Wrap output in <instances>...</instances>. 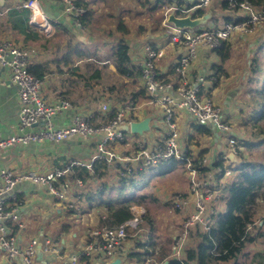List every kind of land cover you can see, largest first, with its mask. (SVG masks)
I'll list each match as a JSON object with an SVG mask.
<instances>
[{
	"label": "built area",
	"instance_id": "1",
	"mask_svg": "<svg viewBox=\"0 0 264 264\" xmlns=\"http://www.w3.org/2000/svg\"><path fill=\"white\" fill-rule=\"evenodd\" d=\"M167 3L162 29L168 46L182 49L174 64L175 79H166L159 71L157 63L166 56L165 46L148 45L145 60L141 67L142 80L147 92V104L158 106L165 120L164 134L154 136L151 130L142 135L134 134L130 126L138 122L133 112L137 108L134 102L115 105L113 99L99 100L91 114H77L73 123L67 127H58L54 117L73 107L72 103L61 98L55 103L43 97L45 79L36 77L29 71L33 65L35 52L19 47L11 40L0 41V64L10 71L11 81L16 85L19 97V125L15 133L0 140V151L16 146L41 144L43 142L61 143L77 137L95 140V152L88 161L66 159L46 172L31 170L17 173L9 168H0V249L6 255L9 264H37L39 253H55L61 258L55 242L44 238L29 240L25 245L20 242L17 231L23 228L20 210L11 206L13 191L19 183L32 182L45 187L48 193L73 215H81L88 183L81 177V171L87 169L96 174V165L105 164L117 170L115 180L139 178L146 170L154 169L160 173L165 164L175 162L176 169L168 173H180L186 177V191L174 194L173 210L183 216V221L173 237L169 259L183 261L192 235L209 231L213 218L224 210V189L235 179L236 169L230 168L241 154L240 136L236 127L226 117L222 105L205 94L206 78H190V68L198 60L200 51H220L236 35H251L264 26V7L254 5L249 0H162ZM212 4L223 10L226 17L234 21H224L220 25H211L189 30L177 29L165 23L172 10L180 17L197 10H204ZM223 4L227 8L222 9ZM64 16L74 20L81 27L80 18L87 10L78 7L72 0H64ZM23 7L30 12L29 22L46 36L54 33L60 22L48 17L39 0H27ZM41 16L40 23L36 17ZM217 20V19H216ZM214 22V21H213ZM115 103V104H114ZM114 110L116 115L108 114ZM188 113L199 126L215 127L220 134H227L229 144L223 146V152L194 157L181 144V135L177 124L178 113ZM156 137V138H155ZM132 138V139H130ZM197 162V163H196ZM101 188V187H100ZM222 201V203H221ZM133 216L119 226H97L90 230L81 241L76 253L63 264H79L82 259H91L99 264H110L120 258L123 263L129 261L127 243L137 239L146 210L143 205L132 204ZM251 225L247 231H250ZM247 234V232H246ZM149 250L145 264H166L168 259L158 262L163 246L159 243ZM126 260V261H125Z\"/></svg>",
	"mask_w": 264,
	"mask_h": 264
},
{
	"label": "crops",
	"instance_id": "2",
	"mask_svg": "<svg viewBox=\"0 0 264 264\" xmlns=\"http://www.w3.org/2000/svg\"><path fill=\"white\" fill-rule=\"evenodd\" d=\"M26 1L27 0H0V41L11 40L21 48L33 50L36 54H34L33 64L48 65L50 73L45 77L46 88L44 89L43 97L51 103H55L61 98H66L73 105L71 109L54 117L56 126L67 127L71 125L77 114H91V112L96 109L99 100L103 101L107 98L114 99L119 97L118 91H114L111 95L108 92L113 88V85H115L113 83H116L128 89L129 96L124 97V99H128L124 102L126 105L129 104V100L135 97L136 101H133L137 106L133 112L135 118L141 121L147 117H151L152 126L157 128V132L154 133V136L158 137L164 134L163 131L165 127L162 128L159 120L156 119L157 114H160L163 118L162 111L158 106H155L158 108L157 112L152 113L148 111L145 117L142 115L139 116L138 110L144 109L150 105L146 103L147 94L146 96L144 94L145 87L142 77L138 76L136 73L138 68L141 70L145 60V53L142 54L137 52L138 45L134 39L131 40L132 43L130 44L131 49L129 56L132 65L136 67L137 71L130 77H123L118 75L114 65L113 55L108 59V57L100 51H92L90 53L84 50V45L87 44L89 46L90 44L89 38L85 37V33L89 32V30L88 28L78 27L73 19L64 16V0H39L45 14L60 22L55 26L54 33L50 37L46 36L37 27L31 25L29 22L30 12L23 7ZM86 1L89 2V8L91 9L89 19L92 24L97 18H104L105 16L110 19L116 18V14L110 9V2L107 0H99V2L95 0ZM102 2L104 5V12L100 13L101 7L99 3ZM135 6L137 7L138 5L134 3L132 9H130V13H128V9L123 10L125 13H128L129 16H134L132 19H136L138 14L135 12ZM113 7L114 9L119 8L121 10L122 6L120 3V5ZM225 18H219L214 22L212 21L211 25H220L225 21ZM121 19L125 20V17ZM155 33V31H148L145 36L148 39H155L156 41L164 38V34L158 35V33ZM57 38L63 39L57 42ZM65 42L68 45V50L62 51L63 47H65ZM262 42H264V26L251 35H236L227 42L222 50V54L217 51L219 54L218 57L224 59V61H222L223 66L220 65V62H214V58L210 57V53L202 49L198 60L190 68L191 79L199 75L206 78L207 90L205 94L209 97L216 98V102L222 105L225 115L236 127L238 135L240 138H243V140L250 137L248 133L249 130L247 132V126L244 125V120L252 112V110L248 109L252 103L251 97L247 93L249 82L252 79L250 68L251 59L254 57L257 47H259ZM53 43H55V47L57 48L54 50V57L49 58L42 50L47 48L46 45H53ZM233 43L236 46H241L239 54L236 56H232L233 54H231ZM152 45L156 46L157 44L153 43ZM134 49L136 50L135 53H133ZM166 49V56L159 60L157 66L160 73L166 79L174 80V64L177 55L182 49L172 45L168 46V44L166 45ZM41 51L42 53H40ZM243 54H245V60ZM66 57L70 59V64L64 62ZM107 60H111V63L107 64ZM227 63L228 67L226 68ZM234 106L238 109L235 115L232 113V107ZM177 116L181 132H183L182 129L188 132L187 135L189 137H186L184 132L182 134L185 136V149L188 153L194 156L193 147H199L201 141L206 142V145H210L211 149H214V154L220 155L223 152V146L225 144L221 142L222 134L219 133V135H217L216 132L209 127L205 128L211 129L213 134H204L186 112H179ZM19 120V97L17 87L11 81L9 69L0 64V140L15 133L19 125ZM186 128L187 131L185 130ZM191 128L194 129L193 132L189 131ZM94 152L95 140L81 137L61 143L43 142L41 144L34 143L27 146H16L0 151V168H9L17 173H25L31 170H42V172H46L66 159L83 158L87 159L85 161H88ZM244 152L241 153L243 154ZM206 154L209 153L202 152L200 155ZM110 172L112 173L113 171ZM158 173L159 172H156L155 174L156 179L153 181V187H150V189H152L151 193H153L156 199L164 201L165 198L169 196V191L171 189L175 190L177 188H182L183 191H186V186L181 181L183 174L173 173L160 177L157 176ZM87 183L88 192L85 196L82 213L83 216L88 217V224L82 221V226L80 228H72L69 223L60 224L58 222V214H63L64 211L68 214L71 213L65 208L64 204L53 198L45 187L33 184L32 182H22L14 189L13 198H15L11 200L10 205L16 206L20 210L21 222L23 225V228L17 231L20 242L25 245L33 238H38L40 242H43V239L47 237L52 239L59 251L62 252L61 258L56 256L55 253H39L36 257L37 264H63L65 261H68L71 256L76 253L77 248L81 244L80 242L84 241L88 232L95 228V225H98L91 217L95 211H97L96 202H98L99 199H95V201L93 199H91V201L89 200L90 194H92L93 190H96L95 186L98 182L89 180ZM101 214H103L102 210L99 216ZM178 225L180 226L181 224L178 223ZM260 226L261 233L257 230L254 231H256V236L258 233L261 235V243H263L264 218L261 220ZM75 230H79L80 233ZM145 232L147 233L146 238L149 242L151 239L159 244L164 241L161 240L162 234L158 229H154V227H145ZM70 238H72V240ZM74 238L77 240L76 244L73 242ZM78 238H80L79 242ZM127 248L130 253H137L141 250L136 239L128 241ZM261 250L262 249L256 246L253 248L252 244L249 245L246 248L247 258L252 252L256 254L255 258H259ZM0 264H9L2 249H0ZM79 264L99 263L91 259H82ZM127 264L138 263L134 260H129Z\"/></svg>",
	"mask_w": 264,
	"mask_h": 264
},
{
	"label": "trees",
	"instance_id": "3",
	"mask_svg": "<svg viewBox=\"0 0 264 264\" xmlns=\"http://www.w3.org/2000/svg\"><path fill=\"white\" fill-rule=\"evenodd\" d=\"M76 6L83 7L87 10V13L80 18L81 27L89 28L91 20L89 19L91 9L89 8V2L86 0H72ZM140 9L150 8L156 10L167 3L162 0H133ZM252 4L264 7V0H249ZM226 4H223L222 9H226ZM203 10L197 11V15H202ZM226 21H234L231 16L225 18ZM217 21V20H213ZM122 34H127L122 37L113 53V61L118 72V75L123 77H130L135 74L136 67L132 65L129 52L131 49L130 44L132 41H127L126 37H130L128 34L129 28L126 27L125 22L120 24L119 29ZM221 49L219 53L222 54ZM260 52L264 51V42L259 46ZM258 51V49H257ZM256 53V52H255ZM224 56V55H222ZM64 62L70 64V59L65 58ZM260 59L254 55L251 59V74L252 82L255 87L248 89V94L251 97V103L254 105L251 114L245 118L244 125L247 126V132L249 130L250 137L248 139L241 138L240 145L244 146L251 156L250 159L243 158L242 163L236 168L237 175L235 179L227 184L224 189V210L219 212L213 218V223L209 231L199 232L197 234V240L192 244L186 251V259L183 261L169 259L170 247L162 248L160 257L157 259L158 262H163L168 259V264H239V258L244 254L245 247L252 239L246 234L249 225H253L254 213L253 208L256 206L257 198L264 196V160H258L253 158V154L260 152L264 158V71L261 72ZM264 69V67H262ZM29 71L36 77L45 79L50 73L49 67L46 64H36L29 67ZM138 68L136 72L138 76L142 77ZM256 82V83H255ZM250 83V82H249ZM111 92L117 91L113 88ZM144 94L146 96L147 92ZM135 97L132 100L133 102ZM136 101V100H135ZM135 104V103H134ZM136 105V104H135ZM116 115L115 111L112 110L109 114L108 119L113 118ZM250 127V128H249ZM204 134H213L211 129H207L203 126L198 127ZM259 150V151H258ZM197 163V162H196ZM177 164L171 162L165 164L160 168V173L157 176L164 177L171 171L176 169ZM96 174L92 175L87 169L81 171L82 179L87 182L89 180L97 181L99 184H103V187H98L92 191L89 200L99 199L102 206L103 214L98 217V226L115 227L119 226L123 222L132 218L133 213L130 209L132 204L145 205L147 201L151 199L149 192L142 193L141 195L124 200H114L111 197L102 198V193L109 189L111 192L110 181L108 178V170L105 164L96 165ZM143 173L140 177H143ZM121 186L133 185L136 181L130 178H122L117 181ZM152 192V189H150ZM154 199H152L153 201ZM157 201V199H156ZM172 205V202H171ZM72 214V212L70 211ZM146 220V218H145ZM146 224V227L152 225ZM256 225V224H255ZM170 245V242H168ZM158 243L151 242L149 246L154 249ZM140 252L129 254L130 260L136 261L138 264H145L146 257L148 254L147 244L139 243Z\"/></svg>",
	"mask_w": 264,
	"mask_h": 264
},
{
	"label": "rangeland",
	"instance_id": "4",
	"mask_svg": "<svg viewBox=\"0 0 264 264\" xmlns=\"http://www.w3.org/2000/svg\"><path fill=\"white\" fill-rule=\"evenodd\" d=\"M97 2H99V0H95ZM106 1V0H105ZM108 2H110V9L116 14L115 15V19H110L108 17L104 18H97L93 24L91 23V25L89 26L88 30L89 32L85 33V37L89 38L90 40V44L89 46L87 44H83L84 45V50L88 51V52H97L100 51L102 52V54H105L106 57H108V59H110V57L113 55L114 50L116 48V45L118 44V41L124 37L127 34H122V32H120L119 27L121 23L126 24V27L129 28L128 30V34H130V37H126L127 41H131L132 39L135 40V42L137 43V52H140L142 54L145 53L146 48L148 45L156 43L157 46H165L167 45V39L166 38H162V40H155V39H148L146 38L145 34L148 33V31L151 32H156L158 33V35L160 34H164L165 30L162 29L163 26V22L165 20V14H166V5H163V7H160L156 10L150 9V8H146V9H140L139 6H135V12H137V17L136 19H132V17L134 16H129L128 13H130V9H132L134 1L133 0H107ZM121 3V10L119 8L114 9L113 6L116 5H120ZM169 3V2H166ZM109 4V3H108ZM107 5V4H106ZM99 6L101 7V12H104V5L103 2L99 3ZM209 8V7H208ZM207 8V9H208ZM128 9V13H125L123 10ZM207 9H204L203 11H206ZM140 10V12H139ZM126 14V15H125ZM125 17V20H122L121 18ZM141 26V27H140ZM161 27V30H160ZM207 27H210L207 26ZM207 27H204V29H206ZM155 33V34H156ZM58 40H56L57 42L61 41L62 39L57 38ZM45 44V43H44ZM47 44V43H46ZM46 49L42 50L45 52L46 56H48L49 58H53L54 54H55V49L57 47H55V43L52 44H48L46 45ZM232 50H231V54H233L232 56H236L239 54V51L241 49V46H236L234 43L232 45ZM258 51L256 50V56L260 59V66L259 68L261 69V72L264 71V69L262 67H264V51L260 52L259 47H257ZM67 51L68 50V45L65 42V47H63L62 51ZM42 51L40 53H42ZM210 53V57L214 58V62H220V65L223 66L222 61H224V59L218 57V53L217 51L214 50H206ZM136 50H133V53H135ZM97 54V53H96ZM36 55V54H35ZM98 55V54H97ZM96 55V56H97ZM244 56V60H245V54H243ZM107 59V58H106ZM213 62V61H211ZM111 60H107V64H110ZM226 68L228 67V63L226 64ZM109 75V74H108ZM256 83V82H255ZM115 85L114 88L117 89L119 97H116L113 99V102L117 103L115 105H122L125 106L126 104L124 102H126V100L128 99H124V97L129 96V92L128 89L121 87L119 84L113 83ZM253 86V87H251ZM119 87V88H118ZM248 87L250 88H254V82H252V79L250 80V83L248 85ZM46 88V85L44 87V89ZM44 89L42 92V95L44 94ZM109 94H113V92H111L110 90L108 91ZM214 100L216 98H213ZM216 101V100H215ZM250 102V101H249ZM125 104V105H124ZM254 108V105H250L248 109L252 110ZM148 111H151L152 113H155L158 111V108L155 107L154 105H150L148 107H145L144 109H139V116H146V113ZM238 109H236V106L232 107V113L233 115L237 114ZM231 115V114H230ZM232 116V115H231ZM227 117V116H226ZM228 118V117H227ZM157 120H159L160 122V126L162 128L165 127L166 123L165 120L161 117L160 114H157L156 117ZM229 119V118H228ZM178 124V121H177ZM196 125H198L195 122ZM199 126V125H198ZM179 128V125H178ZM187 131V128L185 129ZM193 128H191L189 131L193 132ZM153 133L157 132V128L155 126H153ZM180 135H181V144L183 146L186 147V140H185V136L189 137L187 135L188 132H185L183 129L182 131L184 132L185 136H183V132H181L180 128ZM132 139V138H130ZM221 142L224 143L225 145L229 144V137L227 134L223 133L222 137H221ZM193 151H194V156L198 157L200 156V154H202V152L205 153H209V155L214 156V149H211L210 145H206V142H202L201 141V145L195 146L193 147ZM209 151V152H208ZM241 151L244 152L245 148L244 146L241 147ZM259 151V150H258ZM244 155V156H243ZM251 154L248 151H245L243 154H239L238 155V160L237 162H233L230 164V168L232 169H236L243 160V157H245L246 159H250ZM253 158H257L258 160H264L263 155H261V150L260 152H257L256 154L252 155ZM78 160H87V159H83V158H78ZM112 169V173L110 172V170L107 168L108 170V178H109V182L108 185L110 184L111 187V192L109 191V189H106L103 193H102V198H108L111 197L114 200H124V199H131V198H135L139 195H141L143 192L144 193H148L150 191V187H153V181L156 179L155 174L157 170L154 169H150V170H146L145 174L143 177H139L136 179V182L133 185H126V186H121V184L119 182H117V180H115V174H117V170H115L114 168ZM182 179L181 181L185 184V186L187 185V180L186 177L184 175H182ZM181 182V183H182ZM98 187H103V184H99ZM96 187V189L98 188ZM183 189H171L169 191V196L167 198H165L164 201H160L153 196V193H149L151 194L150 196L152 197L151 199H149L147 201V204L143 205L146 213L144 215L143 218V223L141 224V230L138 232L137 235V239H140L142 241L145 242V244H148L147 240V233L145 232V227L146 224H150L152 225L150 228L154 229H158L159 232L162 234V239L164 240L163 242H160V245L163 246L164 248H167L168 246L170 247L172 245V236L174 237L176 234V231L179 228V224L182 223L183 221V216L174 211L173 210V205H171V200L172 198H174V194L176 193H183ZM152 199H154L152 201ZM101 201L96 202L97 205V211H95V213L93 214V216L91 217L92 220H94V222H97V224L99 225L98 222V217H99V213L102 210V206L100 204ZM222 203V201H221ZM100 211H99V210ZM253 213H254V221L255 223L253 225H251L250 227V231H247V235L249 238L252 239V242H249L247 244V246L245 247V251L244 254L242 256H240L239 258V264H264V237H263V243H261V235L259 233L261 230V220H263L264 218V196L263 197H259L257 198L256 201V206L253 208ZM58 222L60 224L62 223H69L72 228L74 227H81L82 225V221L85 224H88V217L87 216H83V213L79 216L77 215H73V214H68L66 211H64L63 214H58ZM146 218V220H145ZM256 224V225H255ZM64 225V224H63ZM98 225H95L96 227ZM95 227V228H96ZM260 228V229H259ZM248 229V228H247ZM257 230L259 233L256 236V231ZM76 232L80 233L79 230H75ZM259 236V238H258ZM263 236H264V231H263ZM72 240V238H70ZM259 239V240H258ZM80 238H78V242H79ZM130 240H135L134 238H131ZM129 240V241H130ZM172 240V241H171ZM197 240V237L195 235H192L191 237V241L188 245V248H190L192 246V244ZM152 241V239H151ZM171 241V242H170ZM73 242L76 244L77 240L74 238ZM155 242V241H153ZM168 242H170V245L168 244ZM139 242H137L138 244ZM252 244V247L254 248V246L262 249L259 258H255L256 254H253L254 252H252L251 254H249L248 258H247V254H246V248ZM149 251V250H148ZM126 261V260H125ZM128 263V261H126V264Z\"/></svg>",
	"mask_w": 264,
	"mask_h": 264
},
{
	"label": "water",
	"instance_id": "5",
	"mask_svg": "<svg viewBox=\"0 0 264 264\" xmlns=\"http://www.w3.org/2000/svg\"><path fill=\"white\" fill-rule=\"evenodd\" d=\"M197 11H195L194 13H189L184 17H180L176 14L175 11L172 10L167 15V19L165 23L177 29L195 30L202 27H207L213 20L219 18H225L227 16L226 13L223 12V10L217 9L215 4H212L206 11H203L202 15H197ZM151 122H152V118L147 117L141 121L134 122L130 126V130L134 134L142 135L145 132H149L151 130ZM212 129L216 132L217 135H219L215 127H213ZM229 158L233 162H236L237 160L234 154H230ZM110 264H124V263L122 259L118 258L113 262H111ZM166 264H168V262H166Z\"/></svg>",
	"mask_w": 264,
	"mask_h": 264
},
{
	"label": "bare ground",
	"instance_id": "6",
	"mask_svg": "<svg viewBox=\"0 0 264 264\" xmlns=\"http://www.w3.org/2000/svg\"><path fill=\"white\" fill-rule=\"evenodd\" d=\"M41 18H42L41 16H37V17H36V19H35V20H36V22H37V23H40V22H41V20H42Z\"/></svg>",
	"mask_w": 264,
	"mask_h": 264
}]
</instances>
